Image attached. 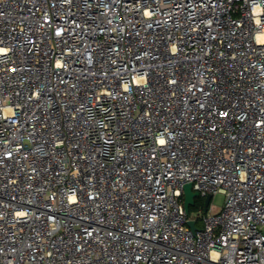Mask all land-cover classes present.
Segmentation results:
<instances>
[{"label":"built area","instance_id":"built-area-1","mask_svg":"<svg viewBox=\"0 0 264 264\" xmlns=\"http://www.w3.org/2000/svg\"><path fill=\"white\" fill-rule=\"evenodd\" d=\"M0 264H264V0H0Z\"/></svg>","mask_w":264,"mask_h":264},{"label":"water","instance_id":"water-1","mask_svg":"<svg viewBox=\"0 0 264 264\" xmlns=\"http://www.w3.org/2000/svg\"><path fill=\"white\" fill-rule=\"evenodd\" d=\"M199 193L193 191V184L188 183L184 186V207L188 215H190L191 212V207L195 206L196 204V199L199 197ZM211 195L207 196L205 199V204H204V210L205 212L208 211L210 202H211ZM188 226L190 227L192 233L195 235L197 231V225L195 220H189Z\"/></svg>","mask_w":264,"mask_h":264},{"label":"rangeland","instance_id":"rangeland-1","mask_svg":"<svg viewBox=\"0 0 264 264\" xmlns=\"http://www.w3.org/2000/svg\"><path fill=\"white\" fill-rule=\"evenodd\" d=\"M224 201H225V197H224V195H222V194H218V195H216V196L212 199L213 204H215V205L218 207V209H220V208L223 206ZM195 207H196V204H195V206L191 207V209H192V208L195 209ZM198 207H200V206H198ZM198 209H199V208L195 209L194 211L191 210L192 214L194 215L195 212H196ZM199 225H200V221H199Z\"/></svg>","mask_w":264,"mask_h":264},{"label":"trees","instance_id":"trees-1","mask_svg":"<svg viewBox=\"0 0 264 264\" xmlns=\"http://www.w3.org/2000/svg\"><path fill=\"white\" fill-rule=\"evenodd\" d=\"M204 200L202 199V198H197L196 199V207H195V209H197V208H201L202 207V209H203V206H204ZM198 206H200V207H198ZM195 209H191L192 211H194Z\"/></svg>","mask_w":264,"mask_h":264}]
</instances>
